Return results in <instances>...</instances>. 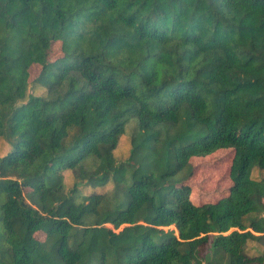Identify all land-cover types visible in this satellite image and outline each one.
<instances>
[{"label":"trees","instance_id":"1","mask_svg":"<svg viewBox=\"0 0 264 264\" xmlns=\"http://www.w3.org/2000/svg\"><path fill=\"white\" fill-rule=\"evenodd\" d=\"M0 139V264H264V0H0Z\"/></svg>","mask_w":264,"mask_h":264},{"label":"rangeland","instance_id":"2","mask_svg":"<svg viewBox=\"0 0 264 264\" xmlns=\"http://www.w3.org/2000/svg\"><path fill=\"white\" fill-rule=\"evenodd\" d=\"M61 55V45L60 42H55L48 51V58L50 60ZM40 65L38 63H33L29 68V80L31 81L39 72ZM43 90L41 87L30 86L28 92L32 94H42ZM8 148V143L3 139H0V154L4 153ZM128 139L122 137L118 146L115 150V157L117 160L124 159L128 154ZM232 156V150L230 148L221 147L217 148L211 153L194 156L190 159L193 165V174L187 179L185 185L189 191L188 199L193 205H200L205 202H213L219 199L221 196L225 195L228 191L231 181L228 177V171L230 166V160ZM263 174L262 171L254 169L252 171V177L259 178ZM66 187L71 186V178L65 176ZM109 185L105 188H97L95 191H105ZM28 188H24L23 192H26ZM81 193L87 194L92 191L90 187L85 185L80 186ZM106 226L112 227L110 224ZM170 228L174 229L173 226ZM120 229V228H119ZM119 229H116L118 231ZM167 229V227H164ZM35 236L42 240L44 234L37 232ZM262 247L256 243L249 241L247 245V251L250 254H255L261 252ZM89 264H96L92 261Z\"/></svg>","mask_w":264,"mask_h":264}]
</instances>
